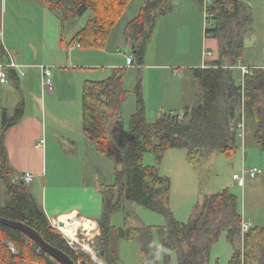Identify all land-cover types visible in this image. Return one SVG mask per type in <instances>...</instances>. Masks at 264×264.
<instances>
[{
  "label": "trees",
  "instance_id": "16d2710c",
  "mask_svg": "<svg viewBox=\"0 0 264 264\" xmlns=\"http://www.w3.org/2000/svg\"><path fill=\"white\" fill-rule=\"evenodd\" d=\"M61 20L64 32L72 22L89 13L85 26L73 41L81 48H101L132 0H41ZM211 15L207 17L208 35L219 41V57L205 67L192 69L196 95L194 103L183 113L165 111L148 119L143 94V66L149 41L158 19L172 12L175 0H143L138 14L124 30V43L132 52V68L137 71L134 89L136 106L126 130L124 103L129 95L124 78L127 68L111 76L83 85L82 115L84 135L102 154L115 158V183L102 184L104 208L99 218L101 234L97 238L100 256L107 264H120L122 238L141 245L144 264H159L158 245L151 226L118 227L112 215L125 208L127 201L163 215L166 224L158 231L163 235L164 264H170L176 252L178 264H211V253L222 232L233 245L229 264H264V226L250 225L243 231L239 198L229 189L204 194L193 206L187 222L179 221L170 206L172 180L161 175L165 152L185 148L188 161L200 167L214 153H232L243 139L246 128L253 131V143L264 151V67L248 66L243 73L245 39L253 31L252 7L245 0H198ZM210 1V3H207ZM6 55L0 42V58ZM243 74L237 80L236 69ZM16 79L14 68L8 70ZM24 116V103L3 116L0 133V174L6 185L7 200L0 206V216L21 221L51 245L66 252L76 264H97L90 255L75 250L53 227L43 206L29 185L11 166L5 146V132ZM244 123V130L240 124ZM151 151L156 165H146L144 155ZM249 169V168H248ZM131 216L127 212V217ZM242 247H237L238 240ZM60 264L23 231L0 224V264Z\"/></svg>",
  "mask_w": 264,
  "mask_h": 264
},
{
  "label": "crops",
  "instance_id": "0c3cea01",
  "mask_svg": "<svg viewBox=\"0 0 264 264\" xmlns=\"http://www.w3.org/2000/svg\"><path fill=\"white\" fill-rule=\"evenodd\" d=\"M186 1L176 0L174 10L161 16L157 22H186L189 18L192 22H199L201 45L198 46V51L194 52L195 55L188 51L187 47L189 48L190 45L183 46L186 50L183 55L190 58L185 65L151 63L147 62L145 58L144 66L147 72L148 69L150 70L148 74L151 85L149 87L145 77L144 89L146 91L144 90V95L148 105L153 100V104L160 108V111L157 110L156 116L165 111H179L182 106L186 108L193 104L196 95V80L193 78L192 69L205 67L209 62L219 57V41L206 32V28L211 22H208L205 13L192 11L195 5L189 4L191 9L188 7L189 2ZM192 3L195 4V2ZM142 5L143 0H132L124 15L112 29L105 45L99 48L102 50L100 57L91 61L89 59L91 53L88 51H85L84 54H76V48H84L80 47L78 41H73L86 23L68 37L66 33L69 27L64 32L61 20L41 0H0V42L6 52L5 57L0 59H13L17 64V67L14 68L16 79L10 78L9 75L8 82L0 80V133L3 130L4 112L7 111L8 116L11 117L16 107L20 102H23V118L5 132V146L9 162L18 175L22 176L26 172L33 174L32 182L27 183L32 194L43 206L51 221L63 220L71 232L76 231L80 222L83 225L87 222V233H90V237L101 234L99 218L104 208L100 189L102 183L98 181V178L95 179V182L87 181L84 167L78 172L69 169H66V172L55 170L53 176L49 177V156L51 155L52 161L56 162L60 155H68L69 158L62 159L63 162L68 163L69 166L74 165L76 153L67 150L70 147L78 148V146L77 140H73L71 137L66 138L60 135L57 130L48 131L46 119L41 114L46 107L52 117L57 119V110L62 106L63 99L71 100L74 99V96L76 97V84L73 82L75 77L69 72V68L104 65L113 67L116 71L119 68L127 67L126 58L128 56L126 57L120 51V46L124 42V30L127 24L138 14H134V7H138L140 10ZM182 6L185 7V10L179 11L178 9ZM86 15L89 17L90 14L86 13ZM178 16H181L180 20ZM82 17L80 18L82 19ZM77 21L78 19L70 25L74 26ZM179 29L174 26L166 30L172 36L170 42H175L176 48L181 47L180 40L182 41V35L184 36L186 33L180 32ZM250 34V37L247 36L245 39L246 59L243 60V64L262 66L264 43L262 42L260 45L262 49L260 46L257 48L251 39L253 35ZM249 50L251 54L247 56ZM176 53L178 52L176 51ZM41 66L52 68V74H54L57 83L56 90L52 92V95H49L50 102L45 105V100L42 101V104L39 103L40 98L37 91L40 83L44 95L45 89L42 86L44 76ZM235 71H238L239 81H241L243 79L241 70L237 68ZM183 75L187 76V83L179 86L178 89L172 83L171 89L166 92L163 85L165 78L174 82ZM26 96H30L29 101ZM51 108L55 110L56 114ZM163 108L168 109L164 110ZM79 141L84 145L81 148L87 145L98 151L84 135V132ZM253 145L255 144L253 143ZM114 183L115 181L111 184ZM7 197L6 185L0 174V206L4 205ZM69 221L74 222L75 225H71Z\"/></svg>",
  "mask_w": 264,
  "mask_h": 264
},
{
  "label": "rangeland",
  "instance_id": "374dc122",
  "mask_svg": "<svg viewBox=\"0 0 264 264\" xmlns=\"http://www.w3.org/2000/svg\"><path fill=\"white\" fill-rule=\"evenodd\" d=\"M183 2V1H181ZM188 7L192 9L191 5H195L192 11L203 12L204 7L198 0H187ZM192 2H195L192 3ZM252 7L254 22H253V35L251 39L255 42V46H259L264 43V0H245ZM207 3H210L208 1ZM176 4V0H175ZM176 6V5H175ZM185 6V5H184ZM182 6L178 10L184 11L185 7ZM139 8L134 7V14L138 13ZM191 11V12H192ZM88 15H84L82 19H78L74 26L70 25L67 30L66 36L79 30L82 24H85ZM181 16H178L180 20ZM179 27V31L186 32L182 35V41L176 48L175 42H170L172 36L166 31L170 27ZM201 27L199 22H192L189 18L186 22H157L153 36L148 44V51L145 56L147 62L151 63H164L167 65H185L190 58L183 55L184 45H190L188 51L193 55L198 51L200 42ZM248 37H250L248 35ZM180 38V37H179ZM120 51L127 56H132V52L129 47L123 42L120 46ZM260 49L261 46H260ZM85 51L89 53V59L94 61L95 58L100 57L102 51L99 48L90 49H77L76 54H84ZM176 51L178 53H176ZM251 51H247V56H250ZM246 59V54L244 56ZM127 60V58H126ZM248 61L250 59H247ZM145 65V64H144ZM127 73L124 78L125 88L128 89L129 95L124 103V119L126 123V130L129 128L131 115L134 113L136 106V95L134 92L137 83V71L132 68L131 65L126 64ZM71 74L75 77L76 84V97L68 100L63 99V104L57 110V114L53 108H51L57 115V119L53 118L47 108H44L43 114H41L47 122L48 131L57 132L64 137H71L73 140H77L76 144L78 148H69V152H74V165H67L62 159L69 158L68 155H60L57 157V161L53 162L51 155L49 156V177L53 176L55 170L69 169L75 172L81 171L84 167L85 178L87 181H98L102 184H111L115 181V169L121 167V164L115 159L102 154L99 151H95L89 146L81 148L82 143L79 141L83 137V115H82V98H83V85L88 81L103 80L111 76L115 68L107 67L104 65L91 66L84 68H69ZM143 70V94L145 87V77L148 81V85H151V79L148 72ZM172 70V67H170ZM83 77V78H82ZM236 77L239 81V73L236 71ZM53 83V91L57 88V83L54 74L51 76ZM175 85V88L187 83V76H181L178 81L171 82L168 78L164 80V87L166 92L171 89V84ZM38 86V85H37ZM39 98L45 103H49V95H52L53 91L45 90L44 95L42 93L41 84L39 83L38 89ZM146 91V90H145ZM193 91V89H192ZM46 92V93H45ZM43 95V96H42ZM47 95V96H46ZM27 100H30V96H26ZM145 98V95H144ZM146 101V98H145ZM148 119L154 120L156 118L157 110L160 108L153 104V100L150 104H147ZM164 110L168 108H163ZM179 109V108H176ZM185 106L176 112L182 113ZM51 110V111H52ZM42 112V111H41ZM1 127V122H0ZM1 130V128H0ZM79 141V142H78ZM144 163L146 165H156V159L153 152L148 151L144 155ZM244 164V168H243ZM256 166L263 169V174H259L252 178L247 176L246 182L243 186L234 179V175H242L243 170ZM161 175L168 176L172 180L170 206L174 213V216L182 222H187L191 216L193 206L201 199L204 194L221 191L223 189H229L235 193L239 198V209L245 222H250L252 225L264 226V151L253 145V131L251 127L246 128V133L243 139H238L237 148L230 154L225 152L214 153L204 164L200 167H195L188 161V152L185 148H170L168 149L163 158L161 165ZM127 212L131 216L127 217ZM111 222L118 227L137 226L145 224L151 226L155 233V239L158 245L159 264H164L163 256V235L158 231L160 226L166 224V218L156 212H153L144 206L133 202L127 201L125 208L115 212L112 215ZM79 241L71 245L77 251H83L90 255L93 262L97 264H107V262L99 254V246L97 244L98 236L90 237V235H84L79 233ZM237 247H242V240H238ZM119 257L120 264H144L141 245L136 240H129L122 238L119 245ZM234 252L233 245L227 240L226 232H222L220 238L215 243L211 253V264H229V260ZM19 264H36L27 261H21ZM178 264L177 253H172L171 263Z\"/></svg>",
  "mask_w": 264,
  "mask_h": 264
},
{
  "label": "built area",
  "instance_id": "2783aa9c",
  "mask_svg": "<svg viewBox=\"0 0 264 264\" xmlns=\"http://www.w3.org/2000/svg\"><path fill=\"white\" fill-rule=\"evenodd\" d=\"M204 13L207 17H210L211 15L208 13L207 10L204 9ZM79 44V42H78ZM133 63V58L132 56H128L127 58V64L128 65H132ZM262 66L264 67V58H263V64ZM17 67V64L13 61V59H9V60H1L0 59V80L2 82H8L9 81V72L8 70L10 68H15ZM42 72H43V81H42V86L45 90H49V91H53V83H52V68L50 66H41ZM242 72L245 74L249 71V67L248 66H241ZM240 128H242V130H244V123L240 124ZM259 174H263V169L262 168H258V167H253V168H249V169H244L243 170V174L242 175H238L235 174L234 175V179L241 185L243 186L246 182V178L247 176L249 177H256ZM33 174L30 172H26L22 175V179L26 182V183H30L33 180ZM52 225L54 228H56L69 242L70 245H74L75 242L79 241V233L81 232V234H84L87 236V231L83 229V224L80 222V224H78L76 231H75V236H69L66 232H64L63 230V225L64 222L63 220H53L51 221ZM63 222V225H60V223ZM69 223L71 225H75L74 222L69 221ZM66 225V223H65ZM250 223H243V231L246 232L249 228H250Z\"/></svg>",
  "mask_w": 264,
  "mask_h": 264
},
{
  "label": "water",
  "instance_id": "95a60500",
  "mask_svg": "<svg viewBox=\"0 0 264 264\" xmlns=\"http://www.w3.org/2000/svg\"><path fill=\"white\" fill-rule=\"evenodd\" d=\"M0 224L11 226L23 231L34 242H36L43 250H45L47 254H49L60 264H76L75 261L66 252L49 244L37 230L29 226L28 224L21 221L11 220L2 216H0ZM60 225H63V222H61ZM87 228H88V223L85 222V224L83 225V229L87 231L88 230ZM87 235H90V233H88Z\"/></svg>",
  "mask_w": 264,
  "mask_h": 264
},
{
  "label": "bare ground",
  "instance_id": "6f19581e",
  "mask_svg": "<svg viewBox=\"0 0 264 264\" xmlns=\"http://www.w3.org/2000/svg\"><path fill=\"white\" fill-rule=\"evenodd\" d=\"M63 230L65 231V232H67V234L69 235V236H72V237H74L75 236V232H71V229H69V226L66 224L65 225V223H64V225H63ZM71 232V233H70Z\"/></svg>",
  "mask_w": 264,
  "mask_h": 264
}]
</instances>
